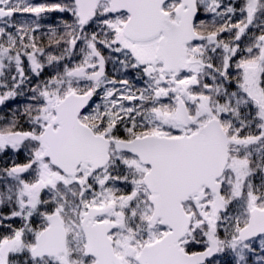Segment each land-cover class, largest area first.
<instances>
[{"label":"snow or ice","instance_id":"snow-or-ice-1","mask_svg":"<svg viewBox=\"0 0 264 264\" xmlns=\"http://www.w3.org/2000/svg\"><path fill=\"white\" fill-rule=\"evenodd\" d=\"M250 257L264 0H0V264Z\"/></svg>","mask_w":264,"mask_h":264},{"label":"trees","instance_id":"trees-1","mask_svg":"<svg viewBox=\"0 0 264 264\" xmlns=\"http://www.w3.org/2000/svg\"><path fill=\"white\" fill-rule=\"evenodd\" d=\"M35 2H43V0H35ZM58 17H59L58 13H52L48 16V18L44 21V23L45 24H55L57 22ZM252 259L253 258L250 257V264H252Z\"/></svg>","mask_w":264,"mask_h":264},{"label":"flooded vegetation","instance_id":"flooded-vegetation-1","mask_svg":"<svg viewBox=\"0 0 264 264\" xmlns=\"http://www.w3.org/2000/svg\"><path fill=\"white\" fill-rule=\"evenodd\" d=\"M58 15L60 16L59 13H58ZM108 71H109L110 74L112 73V67H111V65H109V67H108ZM13 104H14V105H16V104H20V105H22V104H23V98H20L19 100L14 101Z\"/></svg>","mask_w":264,"mask_h":264}]
</instances>
